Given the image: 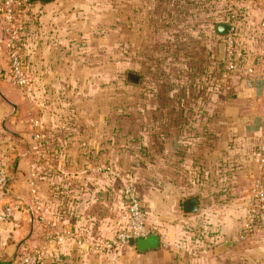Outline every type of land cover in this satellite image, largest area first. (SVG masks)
<instances>
[{
    "label": "crops",
    "instance_id": "1",
    "mask_svg": "<svg viewBox=\"0 0 264 264\" xmlns=\"http://www.w3.org/2000/svg\"><path fill=\"white\" fill-rule=\"evenodd\" d=\"M59 4L58 0L34 4L32 16L27 58L31 70L43 74L34 86L38 85L44 91V98L35 100L41 93L35 96L30 93L25 98L24 122L17 117L20 103L9 101L16 110L12 127H18L17 131L21 132L23 124L25 126V134L20 138L29 149L27 155H31L37 146L33 137L34 120H43L45 125L41 134L46 139L39 179L34 171L35 160L31 161L32 156L25 157L18 160L17 166L21 169L17 167L6 198L1 200L0 193V213L11 203L19 209L15 213V227L12 224L1 226L0 245L4 237L2 241L17 254V247L22 248L28 243L34 247L42 245L52 232L63 235V240L50 247L41 264H110L112 253L99 255L88 245H79L69 237V234L79 233L87 242L113 238L115 228L120 229L128 219L124 191L129 184L122 176L112 174L114 161L108 157V152L113 147L100 142L95 129H89L87 135L74 128L56 130L50 125L55 117L52 88H75L78 82L74 76L81 68L78 45L82 34L73 30L74 19L67 31L61 28L58 14L62 8ZM240 7L244 18L238 34L239 43L250 56L249 62L261 65L263 78L245 77L238 86V90L252 93L246 101H241L251 105L246 110L240 108L238 112L226 114L223 109L209 119L208 101L201 98L195 102L199 104V111L191 114L184 112L187 107L175 105L170 108L169 150L173 156L170 155L167 180L166 176L164 180L161 176L156 181L146 180L147 183L138 186L136 191L147 211L148 224L161 239L160 249L146 253L127 246L143 259L159 264H264L263 231L245 242L237 240L249 210L250 188L256 177L262 176L264 180V172L260 173L254 157L256 140L264 133V57H261L264 55V37L258 30L264 0H252ZM1 34L0 27V42ZM86 52L85 69L90 70L91 66L95 69V61L90 60L91 51ZM1 58L8 63L4 50L0 51ZM56 75L62 76L61 80ZM188 99L178 98L182 100L179 104L187 103ZM233 99L238 102L241 97L234 96L230 100ZM220 100L223 107L226 99L221 97ZM181 121H184V130ZM188 126H192V130ZM14 130L9 132L12 135L20 133ZM188 131L191 134L182 138V133ZM53 137H58L59 143ZM80 137L83 143H80ZM33 191L37 192L41 202L39 213L33 205ZM193 197L199 202L198 215H184L183 201ZM181 239H201L213 250L201 261L180 260L181 257L168 250V245ZM227 243L226 250L216 253V249ZM3 262L6 260H0V264Z\"/></svg>",
    "mask_w": 264,
    "mask_h": 264
},
{
    "label": "rangeland",
    "instance_id": "2",
    "mask_svg": "<svg viewBox=\"0 0 264 264\" xmlns=\"http://www.w3.org/2000/svg\"><path fill=\"white\" fill-rule=\"evenodd\" d=\"M58 1L62 8L58 14L61 28L67 31L74 19L73 30L82 34L78 45L81 68L74 76L78 82L75 88H52L55 117L50 125L56 130L74 128L86 134L89 129H95L100 142L113 147L108 152L110 156L107 155L114 161L112 174L122 176L136 191L138 186L147 183L146 180L156 181L160 176L162 180L166 176L167 180L169 159L173 154L169 150V128L172 124L169 119L170 108L175 105L187 107L184 112L191 114L199 111V104L195 102L201 98L208 101L210 119L223 109L229 114L251 106L248 102H241L246 101L252 93L238 90L246 78L227 70V37L217 32L218 24L228 25L234 16L240 33L244 18L241 4L236 5L233 0ZM238 37L234 47L250 63V56L240 45ZM223 44L224 60L221 58ZM1 50H4L2 34ZM86 50L91 51L90 60L95 61V69L93 66L90 70L85 69V60L88 59ZM130 72L143 77L141 86L127 83ZM42 75L34 71L30 90L22 92L11 81L9 63L0 59V161L11 176L18 160L32 156L31 161L35 160V175L39 179L40 164L45 155L43 141L46 138L42 135L45 124L42 119H37L39 126L33 127L37 146L31 155H27L29 149L25 148L20 138L25 134L24 124L20 132L17 131L18 127H12L11 120L16 114L13 102L20 103L17 117L24 122L25 98L30 93L34 96L41 93L36 101L44 98L43 90L38 85L34 86L40 82ZM58 77L61 80L62 76L56 75ZM234 96L241 99L238 102L230 100ZM180 97L189 99L180 105ZM221 97L226 99L223 107L220 104ZM174 99L177 100L170 104ZM204 108L203 104V111ZM180 123L184 130V121ZM12 129L20 133L12 135L9 132ZM36 131L41 135L40 139H36ZM187 134L191 132L182 133V138ZM81 138L79 141L83 143ZM52 139L59 143L58 137ZM258 144L257 139L255 150ZM20 155H23L22 158ZM84 155L82 152L83 158ZM17 167L21 169L19 165ZM0 193L3 200L8 192ZM10 205L15 206L12 203ZM1 207L4 208L3 203ZM117 230L115 228L114 235ZM2 239L0 260L6 262H12L34 248L28 243L22 248L17 247V254H14V248L11 247L10 251ZM157 255L161 254L154 256ZM111 256L110 264H159L143 259L127 246L117 249Z\"/></svg>",
    "mask_w": 264,
    "mask_h": 264
},
{
    "label": "built area",
    "instance_id": "3",
    "mask_svg": "<svg viewBox=\"0 0 264 264\" xmlns=\"http://www.w3.org/2000/svg\"><path fill=\"white\" fill-rule=\"evenodd\" d=\"M252 0H233L234 4L249 3ZM34 16V4L29 0H1L0 2V27L2 30L3 49L9 63L12 83L22 92L27 93L32 85L33 71L31 70L27 58V49L30 38V30ZM229 34L226 35L229 46L225 66L231 73L243 77H253L262 79L263 75L259 64L247 63L242 58L237 48L234 47L238 35V23L235 17H231L229 22ZM259 32L264 35V7L261 11V18L258 24ZM34 128H38L39 122H32ZM41 135L36 131V139ZM254 157L260 168V173L264 172V133L260 136L259 144L254 152ZM0 191H10V173L5 165L0 161ZM127 222L116 232L111 239L104 241H89L83 239L82 234H69L79 245H88V248L99 255L113 253L120 247L129 246V241L146 239L151 235H156V230L148 224V214L143 203L132 186L125 188ZM33 205L39 213L41 202L36 191H33ZM15 205H7L0 214V228L5 224H15V213L18 211ZM264 232V180L262 176L256 177L250 188V206L245 218L242 230L237 238L239 242H245L256 233ZM63 240V235L50 232L44 244L38 245L30 251L24 253L12 264H40L48 253L51 246ZM168 250L181 258L191 261H201L207 258L213 248L209 243L201 239L197 241L181 239L168 245Z\"/></svg>",
    "mask_w": 264,
    "mask_h": 264
},
{
    "label": "water",
    "instance_id": "4",
    "mask_svg": "<svg viewBox=\"0 0 264 264\" xmlns=\"http://www.w3.org/2000/svg\"><path fill=\"white\" fill-rule=\"evenodd\" d=\"M31 4H49L52 3L54 0H29ZM229 25L227 24H219L217 26V32L220 35H228L229 34ZM221 58L225 59V45H221ZM143 82V77L136 73H128L127 75V83L133 86H141ZM199 212V202L196 197H193L188 200L183 201V213L184 215L188 216H196ZM224 244L223 246L216 249V253H221L228 248V245ZM129 246L135 248L139 253H146L148 251L158 250L161 247V239L159 235H151L146 239L140 240H130Z\"/></svg>",
    "mask_w": 264,
    "mask_h": 264
},
{
    "label": "trees",
    "instance_id": "5",
    "mask_svg": "<svg viewBox=\"0 0 264 264\" xmlns=\"http://www.w3.org/2000/svg\"><path fill=\"white\" fill-rule=\"evenodd\" d=\"M15 165H14V169L12 170V176L10 175V184H11V179L13 178V176L15 175V172L17 171V166H15ZM12 262H3L2 264H12Z\"/></svg>",
    "mask_w": 264,
    "mask_h": 264
}]
</instances>
